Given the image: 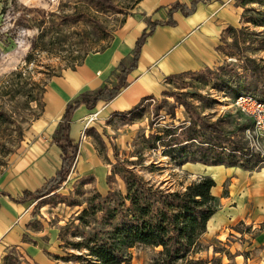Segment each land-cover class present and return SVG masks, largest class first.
Masks as SVG:
<instances>
[{
	"label": "rangeland",
	"instance_id": "1",
	"mask_svg": "<svg viewBox=\"0 0 264 264\" xmlns=\"http://www.w3.org/2000/svg\"><path fill=\"white\" fill-rule=\"evenodd\" d=\"M140 1L110 0V7H102L93 0H0V192L17 197L56 172L60 153L51 141L66 100L55 99L61 95V90L56 91L48 112L50 89L56 79L74 71L84 56L108 46L112 39L124 46L119 31L126 22L143 20L135 11ZM240 1L224 2L238 9L230 11L234 25L222 33L215 65L167 78L158 95L147 97L128 115H102L98 108L82 120L83 129L75 141L92 147L99 158L91 171L82 174L73 162L67 176L48 194L22 206L0 197V204L16 213L10 227H21L23 241L18 246L0 243L1 260L5 258L7 264H98L87 255L84 241L120 222L125 177L131 172L153 190L183 192L200 176H209L184 162L188 154L204 160L218 154L222 162L229 156L238 163L251 160L253 165L246 169L261 164L264 152L251 147L245 134L251 124L233 107V99L250 93L264 100V27L248 22L264 16V6L248 3L243 7ZM116 75L112 69L106 82L111 87ZM95 112L98 115L89 120ZM188 134L192 141L186 144ZM245 150L253 153L246 159ZM180 153L182 159L175 157ZM215 205L218 210V199ZM83 209L88 210L83 219L86 225L76 219ZM261 233L264 224L258 222L226 224L218 236L214 231L202 234L195 254L175 264H264ZM34 250L41 253L37 258ZM160 250L134 245L127 249L128 264H156Z\"/></svg>",
	"mask_w": 264,
	"mask_h": 264
},
{
	"label": "crops",
	"instance_id": "2",
	"mask_svg": "<svg viewBox=\"0 0 264 264\" xmlns=\"http://www.w3.org/2000/svg\"><path fill=\"white\" fill-rule=\"evenodd\" d=\"M191 1L141 0L136 5L135 11L143 16V20L140 19L134 24L126 22L119 31L118 39L125 38L124 46L116 41L117 38L114 41L112 39L104 50L87 55L74 71L68 72L66 77L58 78L54 82L50 89V96L46 98L48 112L52 110L53 98L57 96L55 92L61 90L60 98L57 96L55 99L59 102L66 100L63 102L64 113L66 105L72 102L70 100L75 95L91 94L103 87L111 88V84L106 83L111 70L115 69V73L118 74L117 66L120 61L124 60L128 63L137 39L144 30H148L150 23L166 22L169 17L174 22L173 25L159 24L153 29L140 49L134 69L126 76L127 85L116 96L107 101L100 100L92 108L81 104L73 112L69 136L78 143V151L73 162L74 167L76 166L82 174L91 171L92 167L99 163V158L92 147L85 143L80 144L79 140L75 141L77 133L81 135L80 130L83 129L82 120L87 119L90 112L100 108L102 115H128L147 97L158 95L167 78L181 73L195 72L217 63V47L222 33L229 25H234L230 24V19L235 20L230 11H237L238 8L224 3L225 0H208L198 2L189 15H184L180 10L169 14L173 3L178 2L189 6ZM114 81L116 83V76ZM51 144L60 153V163V149L53 139ZM190 167L209 175L215 182L211 193L218 199L219 209L208 220L206 233L214 231L218 236L224 230V225H234L239 221L264 224V160L255 169L200 163H192ZM55 173L46 180L53 177ZM223 188L227 191L224 196L222 195ZM36 189L24 190L35 191ZM24 190L17 197L0 192V197H6L14 206H22L26 202H15L13 199L18 198ZM225 205L229 207L226 208ZM15 215L16 213L12 212L7 205L0 204V243L5 246H18L20 242L23 244V241H20L21 227L17 225L10 227ZM261 238H264V233L258 235V239ZM34 251L36 253L34 256L37 258V255L41 253L38 250ZM0 264H2L1 259Z\"/></svg>",
	"mask_w": 264,
	"mask_h": 264
},
{
	"label": "trees",
	"instance_id": "3",
	"mask_svg": "<svg viewBox=\"0 0 264 264\" xmlns=\"http://www.w3.org/2000/svg\"><path fill=\"white\" fill-rule=\"evenodd\" d=\"M93 1L99 6L110 7V0ZM207 1L192 0L189 6L178 2L173 3L169 14L172 11L180 10L184 15H189L198 2ZM248 3H257L264 6V0L240 1V5L243 7ZM248 22L255 26L264 27V16L252 18ZM159 24L173 25L174 22L169 17L166 22L155 21L148 25V30H144L137 39L131 59L126 64H120L119 73L116 75V84L113 87H103L91 94L83 93L78 99L66 105L53 137V142L61 152L58 171L35 191L24 190L18 198L13 199L15 202L24 203L45 196L52 186L58 185L67 176L78 151V143L74 142L69 136L73 112L81 104L92 108L100 100H110L127 85L126 76L134 69L144 41ZM106 47L103 46L95 52L102 51ZM84 58L77 65H80ZM17 74L20 75V73ZM242 94L254 96L250 93H239L237 95ZM256 98L264 101L258 97ZM210 127L214 128V131H218V128L214 125ZM189 136L190 134H188ZM155 139H160V136H155ZM190 141H192V137L183 140L186 144ZM250 154L253 153L245 150L243 156L246 159L251 156ZM175 157L182 159L184 154L180 153ZM183 159L184 162L205 165L225 164L226 167L240 166L245 169L251 168L253 165L251 160L247 162H245L246 160H239L238 163L230 156L225 162H222L218 159V154L213 155L209 160L196 159L190 154ZM214 186L215 182L210 176H200L196 181L188 184L183 192L153 190L138 175L131 172L129 176L125 177L126 194L122 198L123 204L120 206L122 209L118 210L121 217L120 222L112 226L110 230L105 227L91 234L84 241L88 250L87 255L98 264H128L127 249L134 245H145L161 248L156 264H175L179 260L186 259L195 254L199 237L206 232L208 220L217 211L216 198L211 193ZM87 211V209H83L76 216V219L82 221L84 225L87 224L86 221H83ZM114 217L112 215L109 221H112L111 219ZM2 264L7 263L3 261Z\"/></svg>",
	"mask_w": 264,
	"mask_h": 264
},
{
	"label": "built area",
	"instance_id": "4",
	"mask_svg": "<svg viewBox=\"0 0 264 264\" xmlns=\"http://www.w3.org/2000/svg\"><path fill=\"white\" fill-rule=\"evenodd\" d=\"M233 107L251 122L250 128L245 130L247 138L252 142L251 147L264 152V101L242 94L235 96ZM92 116L89 120H92Z\"/></svg>",
	"mask_w": 264,
	"mask_h": 264
},
{
	"label": "bare ground",
	"instance_id": "5",
	"mask_svg": "<svg viewBox=\"0 0 264 264\" xmlns=\"http://www.w3.org/2000/svg\"><path fill=\"white\" fill-rule=\"evenodd\" d=\"M98 112H95L91 119H94L97 116Z\"/></svg>",
	"mask_w": 264,
	"mask_h": 264
}]
</instances>
